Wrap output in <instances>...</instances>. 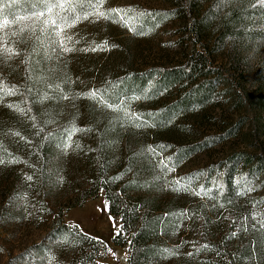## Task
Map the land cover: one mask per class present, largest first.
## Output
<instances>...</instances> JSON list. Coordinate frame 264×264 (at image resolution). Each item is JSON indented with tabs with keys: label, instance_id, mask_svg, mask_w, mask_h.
I'll use <instances>...</instances> for the list:
<instances>
[{
	"label": "rangeland",
	"instance_id": "374dc122",
	"mask_svg": "<svg viewBox=\"0 0 264 264\" xmlns=\"http://www.w3.org/2000/svg\"><path fill=\"white\" fill-rule=\"evenodd\" d=\"M194 1L199 9L198 18L201 19L206 31L211 33L208 48L216 64L238 61L239 67L245 72L244 84L248 93L255 96L256 87L262 92L264 90V11H258V14L255 12V7L264 9V0H249L251 4L245 11L241 9L240 0ZM227 4H232V7L229 8ZM170 8L171 4L167 0H103L100 10L106 13H111L113 9L131 11L124 20L115 13L108 18L90 15L62 31L59 27L49 26L47 33L41 32L40 24L37 22L35 30L39 31V34L36 36V41L39 38L43 39L37 46H41L45 53L43 59L48 62L42 71L46 85L39 95L47 97V101L40 102L36 97V105H31L30 102L19 108L15 106L12 122L4 117L2 121L0 120V124L3 125L0 127L2 145L9 143V146L3 147L13 149L17 155V159L9 158L7 169L0 164V193L7 190L6 187L14 188L13 192H8L9 198H2L0 194L2 198L0 202L3 205H14L15 210L14 214L10 213L9 217L4 214L3 220L0 219V264H7L8 260L26 245L45 240L46 227L51 221L61 217L65 202L77 197L80 189L83 191L90 186L82 179V174L87 169L84 165L82 143L87 145L90 141L97 142V140L106 142L107 139L113 143L110 146L112 152H110L109 173L120 174L125 182L140 179L143 183H148L146 189L136 193L128 189V194L134 199L162 200V207L171 204L169 213L174 218L175 224L166 237L168 258L161 264H203L200 260L204 259L202 257L204 254L192 255L198 257L195 259L191 256L190 244L185 242L189 238L187 208L202 207L200 199L203 195H200L196 189V192L192 193L191 190L187 195L178 194L175 191L176 181H181L183 176L189 173L198 172L205 163L207 166L216 165L231 150L251 152L253 148L250 145L253 143L252 139L248 138V130L250 125L264 127V106L255 109L253 114L251 112L246 114L242 107H232L231 94H225V86L217 82L210 97L202 105L177 111L166 121L153 125V116L176 100L170 90L162 89L154 93L151 92V83H149L142 93L121 95L113 100L106 99L114 107L101 103L98 97L94 99L86 95L91 90H98L103 86L97 78L100 65L105 62L108 64L115 57L126 61L127 70L141 71L147 70L151 64L175 63L179 59L182 33L179 20L169 11ZM235 8L246 15L242 16L243 19L245 17L248 19L236 20L234 32L221 41L216 33L220 28L221 17L226 16L228 9ZM93 10L94 8L91 11ZM156 11H165L157 24L153 27H141L144 23L140 21V14L145 12L153 14ZM30 15L32 13L22 16ZM47 15L41 17V20L46 19ZM84 15L85 13L81 14L82 17ZM32 23V20H22L9 28L0 29V64L5 66V71L3 73L0 71V84L3 90L7 89L6 87L8 89L13 87L16 82L10 76L20 75L23 69L18 60L23 53L17 48L12 54L4 52L3 49L12 48L9 43L10 37L14 39L18 35H11V32H17L13 30L14 26L22 27L24 24ZM132 27L136 29L135 32L129 30ZM57 31H60L61 36L65 38L71 37L67 42L71 51L62 50L60 37L55 34ZM22 34L26 36L31 34V31L25 29ZM8 35L11 36L8 38ZM93 35L97 37L94 40H92ZM102 35L105 42L107 39L106 47L103 46L105 43L98 47ZM118 65L121 63L119 62ZM7 94H0V103L5 102L3 100ZM262 104L264 105V99ZM116 105H119V108L115 107ZM9 109L6 105H0V115L6 110L8 112ZM137 115L140 119L134 118ZM148 116L151 118H147ZM239 118L242 119L241 124L232 135L221 138L218 143L214 142L206 146L196 144L200 141L201 135L205 137L224 134L227 131L224 130L226 125L235 123ZM39 131L46 136L45 143L52 142L51 135L54 133L60 136L55 139V146H52L51 150L45 147L47 152L44 158H54L52 163L55 167L50 166V170L47 171L53 172L52 183L46 185L47 200L45 201L48 206L42 213V225L36 227L28 222L24 210V205L30 198L26 185L28 181L16 178L14 169L22 168V156H25L20 152V137L31 135L35 138ZM69 134H71L70 141ZM155 141L163 146L156 162L154 157L157 154L154 151L157 153L159 151L153 146ZM102 144L104 145L103 142ZM116 145L118 146L115 148ZM192 145L194 146L189 147ZM262 145L264 147V141ZM185 149L188 151L182 152ZM150 157L158 167L148 163ZM165 159L168 161L165 162ZM132 160L135 162L123 170ZM125 161L127 162L124 165ZM160 161L166 166L159 167ZM140 164L142 171L137 176ZM246 197L245 201H239L237 198L235 201L220 205L214 202V198L204 200L203 207L208 218L207 231L218 235V232L214 231L218 218L222 213L229 212L231 207L237 209L234 212L239 213L235 215L239 214L245 224L240 232V248L244 247V254L241 255L238 264H264V255L260 253L262 248L264 249V236L256 229L257 223L264 222V183L251 187ZM143 210L147 211L145 207ZM63 217L61 225L70 229L73 227L82 235L97 241L98 247L103 252V259L100 260L102 263L128 264L126 250H130L129 245L115 246L113 243L117 229L120 231V222L111 214L104 192L71 209ZM236 232L239 233L238 227ZM70 239L73 240L71 246L75 247L78 243L77 239ZM68 251L70 254L76 252L73 248H68ZM128 258L130 259L131 255ZM51 264L70 263L65 258L56 256Z\"/></svg>",
	"mask_w": 264,
	"mask_h": 264
},
{
	"label": "trees",
	"instance_id": "16d2710c",
	"mask_svg": "<svg viewBox=\"0 0 264 264\" xmlns=\"http://www.w3.org/2000/svg\"><path fill=\"white\" fill-rule=\"evenodd\" d=\"M167 1L171 4L169 11L175 14L179 20L182 33L179 59L175 63L151 64L145 71L127 70L126 61L122 58L115 57L108 64L103 63V65H100L97 78L103 85L100 92L103 93L105 99L113 100L121 95L142 93L149 83H151V92L156 93L162 89L170 90L175 95L176 100L170 106L163 107L158 114L153 116V125L166 121L177 111L202 105L210 97L217 82H221L225 86V94H231L232 107H242L246 114L263 107L264 90L260 92L259 87H256L255 96L248 93L244 84L246 80L245 72L239 67L238 61L236 63L228 61L216 64L215 58L208 48L211 33L206 31L201 19L198 18L199 9L198 6H195L196 2L194 0ZM248 1H239L243 11L250 6L251 3ZM73 2L76 4V8L75 12L68 13L70 19L74 18L75 15L87 13L94 8L93 0H73ZM96 3H99V0H96ZM227 5L229 8L232 7V4ZM0 7L3 8L5 14L4 17H0L1 21L3 18L12 20L16 16L31 14L37 7L43 8L44 4L41 0H0ZM258 11L261 12L264 9L255 7V12L258 13ZM164 12L143 13L144 15H140V21L144 23L141 27H153L163 17ZM242 16L246 15L240 9H228L226 16L221 17L220 28L216 32L219 40L223 41L234 32V23L236 20H242ZM246 19L248 18L245 17L242 21ZM20 28L18 25L14 26L13 30H16L18 35L14 39L10 37L11 35H8V38L10 37L9 43L13 51L17 48L19 52L23 53L18 59L23 69L20 71L21 76H10L16 82L12 85L15 94H9L8 87L3 90V86L0 84V94L8 93L3 100L5 102H1L0 105H6L10 108L8 112L7 110L6 112L3 111L4 113L2 112L3 114L0 115L1 121L4 117V119L12 122L15 109L28 105L30 102L31 105H36V97L40 102L47 101V97L39 95V92L46 85L42 71L48 63L43 59L45 53L41 46H37V44H41L43 39L39 38L36 41V36L39 34V31L36 32V30L34 32L30 30L31 34L24 36ZM96 38L95 35L92 36V40ZM104 43L105 39L102 35L98 45L101 46ZM119 62L121 65H118ZM25 67L28 68L25 69ZM0 71L2 73L5 71V66L2 64H0ZM147 118L151 117L148 116ZM147 118L144 119L147 120ZM241 120L239 118L235 123H228L224 128V130H227L224 134L205 137L201 135L199 137L200 141L196 144L206 146L214 142H220L221 138H226L237 130ZM2 126L0 124V127ZM58 135V133L51 135V143H48V141L45 143L46 136L41 131L38 135H35V138L31 135L20 137V152L25 156H22V168L18 170L15 168L14 170L16 178L25 182L28 181L26 185H28L30 198L27 199L24 210L29 219L28 222L36 227L42 225V213L48 206L45 201L47 200L45 198L47 196L46 185L52 183L53 172L49 173L47 171L50 170V166L55 167L52 163L54 158H50L51 160L44 158L47 152L45 147L51 150V147L55 146L54 141ZM248 138L249 140L252 139L251 142L253 143L250 145L253 148L251 152L231 150L216 165L207 166V163H205L198 172L183 176V179H181L182 186L175 185V191L178 194L184 193V195H187L191 193V190L192 193L196 192V189L205 198L200 199V206L202 207L187 208L189 238L185 241L190 244L191 256L199 253L204 254L202 256L204 259L200 260L203 264H238L241 255L244 254V247L240 248V232L245 224L240 219L239 214L235 215L239 213L234 212L237 209L231 207L229 212L222 213V216L218 218L214 230L218 232L217 235L216 233L210 234L207 231L208 218L203 205L205 204L204 200H212L213 198L215 199L214 202L219 205L235 201L237 198L239 201H245L247 200L246 194L251 187L260 186L264 183V147L262 145L264 127L250 125ZM101 142L104 145H101ZM101 142L98 140L97 142L90 141L87 145L82 143L84 165L87 168L85 169L86 172L82 174V179L86 180V183H89L90 186L83 191L80 189L77 197L70 198L65 202L61 217H57L46 227L45 240L28 244L19 249L17 255L10 258L7 264H46L47 262L51 264L56 256L65 258L70 264H113L102 263L101 261L93 262L92 259L100 250L97 241L82 235L72 226V229H70L65 225H61L62 219H64L63 216L67 212L81 206L90 199L96 198L101 192L106 194L111 214L120 222V234L113 239L114 245H129L130 250H126L127 256L130 257L131 255L130 259L127 257L128 264H161L164 259L168 258L166 237L175 224L174 218L169 213L171 204L162 207V200L156 198L134 199L133 196H130L128 189L136 193L139 190L146 189L148 183H143L140 179L125 182L120 174L113 175V173H109L108 166L111 164L110 152H112L110 146L113 143H110L108 139L106 142L102 140ZM105 143L108 145H105ZM8 144L4 143L2 145L0 139V145H2L0 146V164L4 165L5 169L9 167L7 163L9 158L16 157L17 159L13 149L3 147L10 145ZM153 146L159 151L158 153L154 151L157 154L154 157L156 162L157 156L162 153L163 146L156 141ZM187 151L188 149L182 150L184 153ZM166 161L168 160L165 159ZM126 162H124V165ZM132 162H135V160L129 161L123 170H126ZM148 163L158 167L153 163L151 157ZM161 165L165 166L160 161L159 167ZM141 166V164L138 166L137 176L142 171ZM28 177H31V179L29 180ZM5 189L7 190L2 191L0 194H2V198H9L10 194L8 192H13L14 188L9 189V187H6ZM2 198L0 195V200ZM7 206V204L3 205L0 202L1 220H3L4 214L9 217L10 213H15L14 205L10 204L11 208ZM143 207L147 211L143 210ZM262 225H264V222L262 224L257 223L256 229L260 232V235L264 236V226ZM237 227L239 233L236 232ZM70 238L77 239L78 243L75 247L71 246L73 240ZM68 248H73L76 252L70 254ZM260 253L264 255L263 248ZM50 257H54V259L50 260ZM194 258L198 259V257Z\"/></svg>",
	"mask_w": 264,
	"mask_h": 264
},
{
	"label": "snow or ice",
	"instance_id": "6c2138e0",
	"mask_svg": "<svg viewBox=\"0 0 264 264\" xmlns=\"http://www.w3.org/2000/svg\"><path fill=\"white\" fill-rule=\"evenodd\" d=\"M41 2L44 4L43 8H39L37 7L35 10L32 11V15L30 16H16L15 19H8V18H3L2 22H0V29H5V28H9L12 24H16L19 21L22 20H32L33 23L32 24H24L22 25V27L20 28V31L23 32L25 29H29L31 31H35L36 29V25L37 22L40 24V30L42 33H47L49 30V26H56L59 27L61 29V31L66 28V27H70L72 24H75L77 21H79L82 18H86L87 16L90 15H96L98 17H105L108 18L112 13H115L116 15H119L121 20H124V17L127 15L128 12H130L131 10H123V9H113L111 13H106L104 11L100 10V4H102L103 0H99V3H96V0H93V7L94 10L93 11H88L87 13H85L84 17H82L81 15H75L74 18L69 17L68 13L71 12H75V8H76V4L73 2V0H41ZM56 10V11H54ZM47 15L46 19L41 20V17ZM4 12H3V8L0 7V17H4ZM141 16L144 15L143 13L140 14ZM125 23H127V21H125ZM130 31L135 32L136 29L134 27L129 29ZM18 33L13 31L11 32V35L15 36ZM56 36L60 37V47L62 48L63 51L68 52L71 51V49L67 46V42L69 40H71V37H63L61 36V32L57 31ZM104 47L107 46V42H105V44L103 45ZM100 47V46H98ZM95 50V49H93ZM4 52H7L9 54L13 53V49L12 48H4L3 49ZM9 94H13L14 93V86L11 89L7 90ZM86 95L92 97V98H97L99 97V100L101 103L107 104L108 107H114L112 104H109L108 101L105 99L104 95L102 92L93 89L90 92H88ZM135 98H139V97H135ZM115 107L119 108V105H116ZM135 119H140L139 116H134ZM17 135H19L17 133ZM69 141L71 140V134H69L68 136ZM67 146V145H66ZM163 163V162H162ZM166 166V165H165ZM28 179L30 180L31 177H28ZM190 179V178H189ZM177 185L182 186V182L181 181H176ZM106 206H107V202H106ZM110 219H112L110 217ZM264 226V225H262ZM120 231L119 229H117L116 235H119ZM205 247H207L205 245ZM109 251H111L109 249ZM114 255V253H113ZM54 259V257H50L49 258Z\"/></svg>",
	"mask_w": 264,
	"mask_h": 264
},
{
	"label": "built area",
	"instance_id": "2783aa9c",
	"mask_svg": "<svg viewBox=\"0 0 264 264\" xmlns=\"http://www.w3.org/2000/svg\"><path fill=\"white\" fill-rule=\"evenodd\" d=\"M103 252H102V250L100 249V250H98V252H97V254H96V256L94 257V259H92V261L93 262H98V261H100L101 259H103ZM104 258H106V256L104 257Z\"/></svg>",
	"mask_w": 264,
	"mask_h": 264
}]
</instances>
